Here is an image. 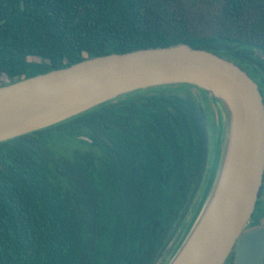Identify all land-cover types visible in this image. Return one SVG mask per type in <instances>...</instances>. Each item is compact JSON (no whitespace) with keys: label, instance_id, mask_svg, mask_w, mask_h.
I'll return each instance as SVG.
<instances>
[{"label":"trees","instance_id":"1","mask_svg":"<svg viewBox=\"0 0 264 264\" xmlns=\"http://www.w3.org/2000/svg\"><path fill=\"white\" fill-rule=\"evenodd\" d=\"M180 44L264 85V0H0V86ZM193 88L210 99L193 84L154 86L1 142L0 264H166L198 213L217 138Z\"/></svg>","mask_w":264,"mask_h":264},{"label":"water","instance_id":"2","mask_svg":"<svg viewBox=\"0 0 264 264\" xmlns=\"http://www.w3.org/2000/svg\"><path fill=\"white\" fill-rule=\"evenodd\" d=\"M176 83L193 84L219 100L226 140L216 197L168 264H225L233 253V264H264V226L252 223L264 184V99L249 73L225 57L187 44L139 49L2 85L0 143L130 92Z\"/></svg>","mask_w":264,"mask_h":264},{"label":"bare ground","instance_id":"3","mask_svg":"<svg viewBox=\"0 0 264 264\" xmlns=\"http://www.w3.org/2000/svg\"><path fill=\"white\" fill-rule=\"evenodd\" d=\"M208 99V98H207ZM207 101V100H206ZM217 104H219V100H214ZM207 105H208V102H207ZM220 105V104H219ZM213 106V105H212ZM211 106V107H212ZM222 107V105H221ZM214 108V107H213ZM223 108V107H222ZM215 114V113H214ZM216 118V117H215ZM212 119V118H211ZM217 121V119H216ZM215 123V122H214ZM218 126V125H217ZM216 126V127H217ZM213 127H214V124H213ZM215 130V129H214ZM215 132V131H213ZM217 133V132H216ZM213 138V137H212ZM223 139V140H222ZM226 139H224V136L221 135L220 133V138H219V148H218V154H217V159H216V162H215V165H214V168H213V171H212V174H211V177H210V180H209V183H208V186H207V189H206V192L204 194V198L201 202V205H200V208L198 210V213L197 215L195 216L192 224H191V227L189 229V232L186 236V239L188 240L190 235L195 231V229L198 227V225L200 224V222L202 221V219L204 218V216L206 215V213L209 211L215 197H216V194L220 188V185H221V179H222V170L224 168V154H223V143ZM214 141V140H213ZM214 143V142H213ZM222 148V149H221ZM216 152V150H215ZM214 153V152H213ZM185 239V240H186ZM186 240V241H187Z\"/></svg>","mask_w":264,"mask_h":264},{"label":"rangeland","instance_id":"4","mask_svg":"<svg viewBox=\"0 0 264 264\" xmlns=\"http://www.w3.org/2000/svg\"><path fill=\"white\" fill-rule=\"evenodd\" d=\"M261 90H262V92L264 94V85H262V84H261ZM191 91L194 92L201 99V101L203 102V104L207 108L211 122L213 121V118H214V120L217 119V121H216L217 122V125H218L217 126V138H215L213 136H212L213 138H211V158H210L211 161H210V171H209V178H210L211 173L213 171V168L212 167H214V164L216 162V157H217L218 148H219V138H220V131H219L220 130L219 106H218V104L215 101H213V99L211 97H210L209 100L206 101V99L203 97V95L197 89L193 88ZM207 102H208V105H207ZM215 150H216V152H215ZM259 200H260L259 201V206L256 208V210L254 212L253 219H252V223L254 225H256V226H264V190H263V193H262V195H261V197H260ZM192 221H193V219H192ZM233 255H234V253H233ZM172 257L168 259V261H167L166 264H168L170 262V260L172 259Z\"/></svg>","mask_w":264,"mask_h":264},{"label":"flooded vegetation","instance_id":"5","mask_svg":"<svg viewBox=\"0 0 264 264\" xmlns=\"http://www.w3.org/2000/svg\"><path fill=\"white\" fill-rule=\"evenodd\" d=\"M238 65H240V64H238ZM241 66V65H240ZM245 71H247L248 73H249V75L258 83V85H259V89H260V91H261V93H262V95H263V99H264V94H263V92H262V90H261V84L252 76V74L246 69V68H244L243 66H241Z\"/></svg>","mask_w":264,"mask_h":264}]
</instances>
